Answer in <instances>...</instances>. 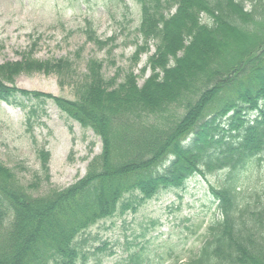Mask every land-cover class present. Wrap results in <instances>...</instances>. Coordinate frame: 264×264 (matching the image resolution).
Masks as SVG:
<instances>
[{"label": "trees", "instance_id": "16d2710c", "mask_svg": "<svg viewBox=\"0 0 264 264\" xmlns=\"http://www.w3.org/2000/svg\"><path fill=\"white\" fill-rule=\"evenodd\" d=\"M133 1L141 43L132 59L155 46L142 85L131 70L106 77L92 58L73 99L18 89L20 74L72 69L66 58L36 59L37 42L20 61L0 65V101L52 99L102 139L87 173L63 189L39 193V176L25 185L0 160V264H87L78 236L89 227L221 172L211 186L220 215L179 264H264V195L243 177L264 160V0ZM87 38L108 44L90 24ZM39 158L50 183V152ZM141 254L131 253V264H141Z\"/></svg>", "mask_w": 264, "mask_h": 264}, {"label": "rangeland", "instance_id": "374dc122", "mask_svg": "<svg viewBox=\"0 0 264 264\" xmlns=\"http://www.w3.org/2000/svg\"><path fill=\"white\" fill-rule=\"evenodd\" d=\"M140 15V5L133 0H0V65L20 61L21 52L37 42L36 59L66 58L72 69L62 77L44 72L20 74L18 89L73 99L74 87L84 79L92 58L104 63L106 77L131 70L142 85L151 73L147 60L155 46L136 63L132 59L137 42L141 43ZM89 24L108 43L105 47L88 40ZM46 99L42 103L18 95L13 104L0 102V160L25 185L39 176V193L50 187H69L102 152L100 136ZM35 107L30 126L28 116ZM41 149L50 152V183L41 168ZM222 174L191 177L181 191H160L136 212L120 211L92 225L78 236V240L86 239L87 264H131L128 257L136 251L142 253L141 264L184 262L198 251L207 227L220 215L211 186ZM243 177L264 195V160Z\"/></svg>", "mask_w": 264, "mask_h": 264}]
</instances>
